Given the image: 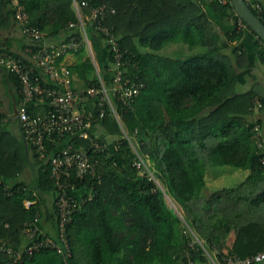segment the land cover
Instances as JSON below:
<instances>
[{"label":"trees","instance_id":"obj_1","mask_svg":"<svg viewBox=\"0 0 264 264\" xmlns=\"http://www.w3.org/2000/svg\"><path fill=\"white\" fill-rule=\"evenodd\" d=\"M76 1L88 3L82 8L87 37L106 85H111L112 51L86 19L99 4L115 11L107 14L103 24L119 44L127 75L144 86L131 108H124L113 97L122 115V128L107 105L105 116L91 128V136L96 133L93 129H100L98 138L108 148L97 156L96 177L86 178L74 192L84 202L68 226L71 256L64 259L45 249L24 257L22 264H176L187 251L195 261H205L188 229L217 259L245 258L262 251L264 167L260 157L264 148L258 150L253 128L258 125L263 132L260 120L252 116L264 110V98L252 90L236 92V70L245 67L247 57L240 42L245 30L237 28L239 17L231 0L224 4L220 0ZM244 1L264 24V6L258 0ZM15 2L26 13L28 24L42 34V42L58 44L79 37L78 29L70 27L78 24L72 0H0V27L10 19L15 21ZM254 3H259L261 12L253 8ZM246 28L255 37L256 58L264 65V43ZM232 42L237 45L230 55L223 46ZM170 44H179L185 52L179 57L163 54ZM3 52L21 58L0 48ZM75 54L78 61L69 67L72 77L84 90L98 87L95 66L85 47ZM0 69L14 82L21 100L16 76ZM27 107L31 114L46 112L44 105L30 103ZM85 108L98 113L95 101L87 99ZM122 129L148 160L162 188L132 166L135 155ZM72 144L75 149L89 146L86 140L73 139ZM37 157L31 145L11 136L0 124V241L18 248L22 227L36 216L48 215L57 227L53 180L46 160ZM28 166L31 181H18ZM225 166L247 171V175L234 187L204 196L207 173ZM164 195L183 212L181 217L167 205ZM51 196L49 207L46 202ZM27 201L32 202L29 207ZM233 219L239 220L236 237L224 252Z\"/></svg>","mask_w":264,"mask_h":264},{"label":"built area","instance_id":"obj_2","mask_svg":"<svg viewBox=\"0 0 264 264\" xmlns=\"http://www.w3.org/2000/svg\"><path fill=\"white\" fill-rule=\"evenodd\" d=\"M220 2L224 4L226 0H220ZM87 4L85 1L79 3L72 0L78 24L71 23L70 27L78 29L79 37L71 36L68 40H63L58 44L48 45L42 42V34L28 24L26 13L16 5V2L14 3L13 18L19 24L22 33L28 39L35 41L36 50H32L29 61L3 52L0 54V66L14 74L20 84L22 99L17 108L16 120L24 141L34 148L39 160H46L48 164L55 189L54 206L58 222L55 235L50 236L41 231L39 217L36 216L22 227L20 248L0 241V264H22L24 257L30 258L45 249L55 251L64 259L71 256V237L68 235V226L71 224L73 214L84 202L78 199L74 192L86 178L96 177L97 156L108 148L104 140L90 135L91 128L105 116V105L122 128L120 123L122 115L117 110L112 100L113 97L124 108H131L135 96L144 86L142 82L133 80L131 75H127L128 65L123 60L119 44L103 24L107 14L115 11L109 9L106 4H99L91 10L90 17L86 19L90 21L93 31L103 35L110 45L114 60L110 66L111 85H106L95 65L99 86L88 87L85 90L75 88L71 71L63 60L68 54L75 53L82 46L94 58L87 37L85 18L82 14V8ZM253 8L261 12L259 3H254ZM236 22L238 30H247L240 18ZM87 99L97 103V114L85 108ZM30 103L44 105L46 112L31 114L27 107ZM255 104L260 106L259 100L256 99ZM1 123H3L2 120H0ZM122 132L135 155L132 166L141 175L146 174L153 180L146 159L133 147L123 129ZM253 133L258 150L263 151L264 136L258 125L253 128ZM73 139L88 141V148L75 149L72 144ZM260 163L264 167V154L260 157ZM9 188L7 186V189ZM31 204L30 201L25 202L26 207ZM188 232L193 236L194 242L202 248L205 261H195L191 253L187 251L183 260L176 264H256L264 261V249L245 258L225 256L217 259L215 252L208 253L193 232L190 229Z\"/></svg>","mask_w":264,"mask_h":264},{"label":"crops","instance_id":"obj_3","mask_svg":"<svg viewBox=\"0 0 264 264\" xmlns=\"http://www.w3.org/2000/svg\"><path fill=\"white\" fill-rule=\"evenodd\" d=\"M258 2L264 6V0H258ZM9 22H11L9 24ZM8 25L3 27H0V48L7 49L18 56H21L22 58H25L26 60H31L32 55V44L33 42L29 40L21 31V28L19 24H17L13 19H10L8 22ZM244 45V49L246 51V65L241 70H236L237 77V85H236V92L237 93H243L247 90H252L256 93L257 97H263L264 98V65L260 63L256 58V53L254 50V42L255 37L251 34L250 31L245 30L242 40L240 41ZM239 42V43H240ZM237 45L236 42H232L231 44H225L223 46V50H228V53L232 55L233 48ZM180 47V45H168V51L171 53V49L175 47ZM185 49V48H184ZM78 61L77 56L75 53L68 54L64 60L63 63L68 66H73ZM94 64V63H93ZM95 66V64H94ZM1 68V66H0ZM98 68V67H97ZM75 79V77H73ZM75 81V80H74ZM78 85V84H77ZM75 86V84H74ZM76 88V87H75ZM77 89V88H76ZM240 89V90H238ZM19 92L16 89V86L13 81H10L3 70L0 69V119L2 120L3 127L6 132H8L11 136L17 139H22L23 143H26L22 137V133L20 131L18 122L16 120V112L17 108L21 102L19 100ZM252 120H260L261 126H262V132L264 136V110L263 111H255ZM96 129V128H95ZM93 129V132L101 133L100 129L97 128L96 130ZM95 133V134H96ZM26 148V146H25ZM31 150L28 153V157H31L30 154ZM29 171V173H27ZM223 172V171H222ZM222 172L218 171V174H222ZM247 175V173H246ZM244 176L242 180L245 178ZM32 179V170L30 166L26 167L24 171L21 173V175L18 178V181L29 183ZM84 193H86V188L84 187ZM89 191V190H88ZM80 192H78V195ZM83 192H81V195ZM166 195H164L165 197ZM52 202V196L50 200L46 202V204L51 205ZM173 209V208H172ZM175 211V210H174ZM176 213V211H175ZM177 214V213H176ZM179 215V214H178ZM180 216V215H179ZM181 217V216H180ZM53 219H49V216L43 215V217L39 218V226L41 231L43 233L48 234L50 236L55 235L56 231V225L55 222L51 221ZM231 224L233 225L232 230L229 233H226L225 238V248L224 252L227 251L228 248L231 247L233 244L236 232L239 225L238 219H233L231 221ZM179 262V261H178ZM176 262V263H178ZM259 264H264L263 262H260Z\"/></svg>","mask_w":264,"mask_h":264},{"label":"rangeland","instance_id":"obj_4","mask_svg":"<svg viewBox=\"0 0 264 264\" xmlns=\"http://www.w3.org/2000/svg\"><path fill=\"white\" fill-rule=\"evenodd\" d=\"M225 44H227V43H225ZM170 45H179V44H170ZM166 48H168V46ZM166 48L162 51V53L165 55H169L170 57H179L180 53L185 52L184 47L178 46V47L171 49V51L172 50H174V51H172L170 53L171 54L170 55V54L166 53V52L170 51V50L166 51ZM225 52L228 53V50L225 49ZM87 55H89V53ZM89 56L91 58L92 63H94L96 65V68H97L98 66H97V63L95 62L94 58H92L91 55H89ZM95 75L97 76L96 72H95ZM74 84H75V87L77 89L82 90L83 86L76 77H75ZM238 90H240V89H238ZM111 96H112V94H111ZM95 136L99 137V134L96 133ZM132 145H133V147H135L133 143H132ZM146 161L148 163L147 159H146ZM148 165H149V163H148ZM149 169H150V165H149ZM218 171L219 172L223 171V172H222V174H218ZM27 173H29V171ZM246 173H247V171L234 169V168H230V167H226V166L225 167H214L213 169H210V172H208L207 176H206V186L203 190V195L208 196L210 193L214 192L215 190L223 189V188H231V187L236 186L237 184L242 182V178L244 176H246ZM151 176H152L154 182L159 187L162 188L161 184L156 179L155 174L152 173ZM165 201L170 208L175 207L174 209H175L176 213L179 214L180 216H182L183 212L179 209V207L167 195L165 196Z\"/></svg>","mask_w":264,"mask_h":264},{"label":"water","instance_id":"obj_5","mask_svg":"<svg viewBox=\"0 0 264 264\" xmlns=\"http://www.w3.org/2000/svg\"><path fill=\"white\" fill-rule=\"evenodd\" d=\"M235 14L261 39L264 43V24L252 12L244 0H231ZM173 208V207H172ZM173 210H175L173 208Z\"/></svg>","mask_w":264,"mask_h":264}]
</instances>
